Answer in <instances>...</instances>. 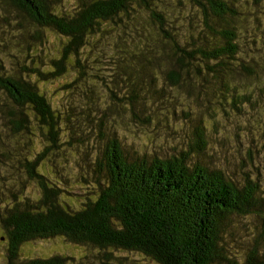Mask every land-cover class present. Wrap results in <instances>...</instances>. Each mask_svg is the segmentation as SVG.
Masks as SVG:
<instances>
[{
	"label": "trees",
	"instance_id": "obj_1",
	"mask_svg": "<svg viewBox=\"0 0 264 264\" xmlns=\"http://www.w3.org/2000/svg\"><path fill=\"white\" fill-rule=\"evenodd\" d=\"M166 1L76 0L65 11L60 0H0L29 24L9 21L12 14L6 8L0 14V21L16 28L11 37L5 35L9 47L0 46V163L14 173L13 181L24 173L38 190L27 198L18 188L0 187V225L8 246L2 264L88 262L67 255L23 257L21 247L39 240L97 251L102 264H123L117 252L135 253L153 264H264L260 173L244 174L239 183L222 169L190 166L189 154L130 158L118 138H106L102 131V120L114 113L113 108L101 113L104 108L92 102L103 89L114 107L129 111L132 122L148 126L141 117L146 113L157 128L172 127L181 92L202 103L200 92L194 94V79L211 85L212 95L218 93L213 102L207 99L210 119L219 109L243 113L242 103L264 100L258 62L241 65L253 90L240 92L233 83L240 63L235 65L239 48L233 23L238 13L230 0H187L189 8L193 3L201 11L182 31L167 20ZM182 7L181 2L175 5L178 11ZM183 20L187 25L185 16ZM195 21L202 28L196 29ZM46 31L59 36L56 47ZM48 84L57 85L63 98L54 100L55 94L44 88ZM226 90L230 95L222 93ZM184 118L194 128L190 151L203 154L205 125L201 119L196 123L195 114ZM90 141L93 156L87 162L92 169L80 175L85 189L74 204L67 197L78 194L77 186L68 179L54 182L38 168L45 157L78 146L84 151ZM35 144L44 148L32 158L26 147ZM238 219L254 220L246 250L245 239H236Z\"/></svg>",
	"mask_w": 264,
	"mask_h": 264
},
{
	"label": "rangeland",
	"instance_id": "obj_2",
	"mask_svg": "<svg viewBox=\"0 0 264 264\" xmlns=\"http://www.w3.org/2000/svg\"><path fill=\"white\" fill-rule=\"evenodd\" d=\"M179 2H181L183 6L180 11L175 8V5ZM228 4L238 13L233 19V23L234 31L237 34L236 43L239 48V54L237 55L239 59L235 62V65L239 63L240 65L235 68L238 73L235 74L236 78L233 83L239 88L240 92L244 89L249 92V90H253L254 84L247 79L250 77L244 74L245 72L241 68V65L252 64L254 61L258 62L260 68L259 75L262 81H264V67L262 66L264 65V0H259L257 2L254 0H230ZM75 5L76 0H60L59 8L70 11ZM5 8L11 10L12 15L8 17L9 21L12 23H20L25 26V20L21 15L16 14L12 8L3 6L0 2V14ZM190 8L187 0H167L166 18L170 20L174 26L178 27L179 31H182L189 26V19L192 15H200L201 10L193 3H190ZM183 16L187 19V25L183 20ZM196 22L198 23L197 25ZM143 23L144 25L148 24L146 21ZM28 25L25 27L28 28ZM194 25L196 29L202 28V23H199V21H195ZM11 28L12 27H7L4 21H0V31H4V35L0 34V46L9 47L5 35L11 37L14 34L13 29L16 31L15 27H13V29ZM32 30L33 29H31V31ZM46 35L50 42L54 44V47H56L59 36L51 31H46ZM125 37L130 40L127 34ZM208 43H213V40L209 38ZM1 53L2 51H0V54ZM103 58L105 62L109 60L105 56H103ZM3 60L8 64L9 60L7 56L3 57ZM103 66L106 67V63H104ZM193 81H195L196 86V89H193L194 94L196 95L198 91L200 92L202 103L194 99H189L186 94L181 92V97L183 99L181 98L182 103L178 105V116L173 121L172 127L170 125L168 128H160V126L157 128L154 118L152 123L148 122L145 119L148 115L146 113L141 115V117L148 126L137 124L140 123L141 120L132 122V116L128 114L129 111L125 107H114L113 104L115 101L108 98L107 92L104 89L100 90L92 98V102L104 108L101 113H107L111 108H113L112 110L114 112L108 119L104 118L102 120L101 128L106 138H111L113 135L118 138L126 155L130 158L145 157L151 160L153 157H158L161 159H171L181 154H189L188 164L190 166L199 163L206 167L222 169L228 176L239 181V183H242L243 180L241 178L244 174L255 176L256 173H260L261 178L264 179V100L260 98L257 100V104L254 103L253 99L249 103H242L243 113L231 111L229 110L230 107H226L228 113L219 109V113L217 112L215 114L216 118L213 117L210 119L207 118L206 107L209 106L208 101L210 100L213 102L215 99L214 96H217L218 93L212 95L215 89L212 88L211 85L205 84L201 80L194 79ZM44 88L55 94V96H53L54 100L63 98V93L57 89V85L48 84L44 86ZM167 89L169 90V88ZM116 93L121 97L120 93ZM222 93L230 95L227 93V90ZM165 96L166 93H164V97ZM229 98L230 96L227 98V101H229ZM116 112L128 115L121 116L119 113L116 115ZM186 114H195L196 123L201 119L202 126L205 125L209 139L206 137L208 146L203 154H196L190 151L189 145L194 139V128H191L192 124L188 123L184 118ZM113 118L116 119L114 123H112ZM222 140H226V143ZM104 141L105 140H103V142ZM85 146L86 149L84 151L82 147L78 146L76 148L77 151L74 152L68 150L64 151L65 153L61 152L58 157L47 156L41 161L38 168L40 173H44L54 182H59V178H62L63 180L68 179L71 181V184H75L78 189V194L74 198L67 197V201L74 204H77V199L82 196L85 189L84 182L81 180L80 175L92 169L91 166L88 165L91 161L87 162V160L91 159L93 156V149H90L92 141L89 142V147H87V143L84 147ZM26 148L29 155L34 158L35 154H38L44 146L35 144L32 146L31 150L28 146ZM62 148L64 149V147ZM249 151H251L252 159L249 157ZM48 159H50V163H48ZM46 164L48 166H46ZM54 165L57 167L54 168ZM2 175L11 180V182L4 183L6 178L2 177ZM24 175L25 174L22 173L19 180L13 181L14 173L10 170H5L0 163V187L3 188L5 186L4 184H8L11 186V191L15 190L14 188H18L19 195H27V198L31 195L33 197L35 195L37 196L38 190L36 186L31 181H28ZM22 183H24L23 189H21ZM238 220L235 221L238 225L237 231L239 232L236 239L238 241L245 239L246 245L244 246V250H246L252 240L248 241L252 236L251 232L254 227V220L251 222H248L246 219H242L241 222ZM7 249L8 246L4 238V232L0 225V264L6 260L5 256ZM19 251L23 257L32 259L67 255L80 259L87 257L88 262H84L86 264H102L100 258L96 257L97 251L70 246L62 240H39L37 242H30L24 247H21ZM116 255L121 256L123 264H153L151 260L149 261L147 258L135 253L121 254L117 252ZM108 263L119 264L115 260H110Z\"/></svg>",
	"mask_w": 264,
	"mask_h": 264
}]
</instances>
